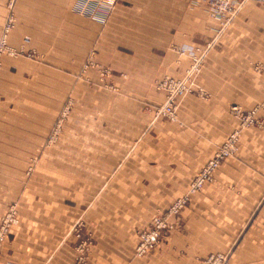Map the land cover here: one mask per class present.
<instances>
[{
    "label": "crops",
    "instance_id": "crops-1",
    "mask_svg": "<svg viewBox=\"0 0 264 264\" xmlns=\"http://www.w3.org/2000/svg\"><path fill=\"white\" fill-rule=\"evenodd\" d=\"M27 1L26 11L21 10L25 20L18 21L9 36L11 47L18 49L24 37L33 46L38 37H46V24L51 20V11H56L63 16L64 29L59 35L64 38L66 51L61 52L62 55H81L83 41L85 44L103 43L102 47L106 46L113 53L118 51L114 45L120 43L121 55H144L139 59L128 56L121 66V74L126 77L121 92L127 95L121 105L123 108H143L145 93L154 91L157 80L169 75L180 76L189 64L185 56L148 52L161 53L169 43L192 47L210 40L218 32L221 50L206 56L198 79L209 98L186 97L178 109L177 124L159 123L155 127L154 140L167 138L170 147L158 153L164 159L152 173L154 186L186 187L216 148L238 128V120L229 115V107L236 105L250 110L263 99L264 71L257 73L253 67L259 60L264 64V55L252 53L251 46L248 53L242 54V45L253 44L243 32L245 27L253 28L264 37V0L245 3L225 24L208 17L203 0H103L113 6L111 18L100 33L96 22L73 14V7L66 0L60 4L56 0ZM5 16V3L0 0V34ZM74 68V72H68L66 68L35 66L25 58L4 57L0 72V140L44 139L48 123L42 122L41 131L39 127H31L38 126L39 122L13 115L11 100L21 86H32L40 99L29 97L32 102L28 106L60 107V103L50 105L44 93H48L50 83L57 80L58 94L64 98L66 78L70 81L75 78ZM258 116L264 120V105ZM122 118L123 124L128 122ZM7 123L10 126L4 127ZM35 131L41 135H34ZM25 141L22 144L25 147H6V155H34L33 147ZM56 154L66 155L60 149L41 150V155ZM68 155L78 156L80 152ZM73 161L74 167L79 165L78 160ZM109 166L113 168L114 163L107 168ZM57 167L58 172L66 171L60 162ZM131 168L143 175L142 169ZM73 170L75 179L58 176V194L50 195L49 190L34 193V181L19 182L18 173L24 170L19 172L18 166L11 163L8 167L0 166V216L7 205L16 203L19 219L4 245L0 264H75L76 240L71 235V227L81 217L89 225L85 231L93 238L87 264H198L197 260L210 252L213 240L222 237L225 243L226 236L235 242L233 264H264V128L241 133L236 155L219 167L214 181L206 185L201 194L193 197L184 216L185 230L173 233L166 243L142 259L133 257V249L138 221L146 220V214L132 209L124 212L103 210L102 205L109 206L112 202L97 199L99 181L92 179L82 184L80 167L77 172ZM122 170L130 172L129 165ZM3 172L9 173L8 179L3 180ZM112 180L111 187L105 184L107 194L113 186L122 193L124 188L139 187L138 179ZM41 184L43 189L45 184ZM67 192L81 196L67 199ZM128 195L137 203V191ZM120 204L119 209L123 208ZM221 249H225V245L218 248Z\"/></svg>",
    "mask_w": 264,
    "mask_h": 264
},
{
    "label": "rangeland",
    "instance_id": "rangeland-1",
    "mask_svg": "<svg viewBox=\"0 0 264 264\" xmlns=\"http://www.w3.org/2000/svg\"><path fill=\"white\" fill-rule=\"evenodd\" d=\"M3 1L6 16L0 34V72L2 59L11 57V59L25 58L35 66L55 69L66 68L68 72H74V67H76V75L71 81L69 77L66 78L64 98L58 94L57 80L51 82L50 91L44 93L48 95L50 105L60 103V107H30L28 104L30 105L32 101L29 99L36 100L39 97H36L37 93L35 94L32 86L20 87L21 90L16 92V97L11 100V105L14 106L11 109L12 114L25 116L26 120L29 121L37 120L39 125L31 127H39V131L42 130V122L44 125L48 123L49 128L46 133L44 132L46 137L42 140L34 139L29 140V142L24 140L30 144L29 147H33L35 152L34 155L28 157L10 156L6 155L4 151L6 147H25L22 145L24 141L14 142L7 138L1 139L0 166L8 167L9 163L18 166L19 172L21 169L24 170L23 173H18L19 182L34 181V193L41 194L49 190L50 195L58 194V176L61 178L65 175L67 180H74L73 169H76L77 172L80 167L81 183H89L92 179L98 180L99 197L97 199L103 202H112V205L109 206L102 205L103 210L124 212L132 209L146 214V220L138 221L140 223L133 257L142 259L154 253L161 244L166 243L173 233H181L185 230L184 216L193 197L201 194L204 187L214 181L219 167L236 155L241 133L247 129L262 130L264 128V120L258 116V112L264 105V93L263 99L250 110H243L236 105L229 107V115L238 120V128L233 130L225 141L216 148L210 159L197 170L186 187H172L167 184L159 188L154 186L156 182L152 173L155 167L160 164L161 159H164L158 153L165 149L169 150L170 144L167 138L154 140L155 127L159 123L177 124V112L186 97L209 98V94L199 86L198 79L206 56L221 50L218 32L210 40L195 44L192 47H179L169 43L162 48L161 53L157 51L148 52L151 55L185 56L188 58L189 64L182 75H169L157 80L154 84V91L145 93L146 104L143 108H123L121 105L127 100V95H123L124 93L121 92L126 83L123 80L126 77L121 74V66L128 59V56L139 59L144 55H121L122 45L120 43L114 45L118 51L113 53L106 46L102 47L103 43L85 44L84 41L81 55H62L61 52L66 51L64 38L59 35V31L64 29L61 25L63 16L61 12L56 11H51V20L45 28V31L48 32L46 37L43 35L38 37L34 46L29 43L27 37H24L21 39V46L16 49L9 44V36L14 31L18 21L25 20V13H22L21 10L26 11L28 1ZM56 1L59 4L63 3V0ZM66 1L73 7V14L88 21L96 22L99 25V33L111 18L112 3H105L103 0ZM114 1L116 2V0ZM203 1L207 7L208 17L225 24L231 21L241 7L251 0H235L229 5V10L223 8L220 0ZM54 17L57 20H54ZM243 32L248 39H252L253 44L242 45V54L248 53L251 46L253 48L252 53L264 55V37L249 27H245ZM253 68L257 73L263 72L264 64L259 60ZM134 96L137 99V94L134 93ZM122 117L125 118V122L126 119L128 122L123 124L121 122ZM6 126L10 125L7 123L4 127ZM34 135H41V133L35 131ZM42 149L55 151L60 149L66 155L45 156L41 155ZM74 151L80 152V155H68L73 154ZM73 160H78L76 163L79 165L74 167ZM59 162L63 169L65 168V172H58L57 165ZM211 162L216 163V167L208 170V165ZM112 163H114V167L109 166L107 168V165ZM128 165L130 172L122 170V167ZM131 167L142 169L143 175L137 174L134 170L136 168ZM207 170V175L204 176ZM2 175L3 180L8 179L9 173L3 172ZM167 176L169 177L168 174ZM111 179L119 181L131 179L137 181L138 179L139 187L124 188L122 193L121 189L113 186V188H109L110 192L107 194L106 185L111 187L114 183L110 182ZM42 182L45 184L43 189ZM77 188L79 191V186ZM66 190L68 191V189ZM69 190L72 191L73 189L69 188ZM135 191L138 192L137 203L128 198V194H133ZM74 195L81 196L79 193L67 192L66 198L73 199ZM119 203H121L120 207L123 208L119 209ZM18 224L16 203L7 205L0 216V256L9 235ZM87 227L89 225L82 217L75 220L71 227V235L76 240L75 264H87L88 261L93 238L85 231ZM224 239L225 243L222 237L221 239L216 237L210 245L208 255L197 260V263L233 264L231 257L235 242L231 241L230 236H226ZM223 245H225V249L218 250Z\"/></svg>",
    "mask_w": 264,
    "mask_h": 264
},
{
    "label": "built area",
    "instance_id": "built-area-1",
    "mask_svg": "<svg viewBox=\"0 0 264 264\" xmlns=\"http://www.w3.org/2000/svg\"><path fill=\"white\" fill-rule=\"evenodd\" d=\"M221 1V5L223 6V8H225V9H230L229 8V5L231 4V2H235V0H227V1H223V0H220ZM219 1V2H220ZM221 153V152H220ZM216 167V163H214V162H211L209 165H208V170H212V169H214ZM208 170L206 171V173H205V175L204 176H206L207 175V172H208Z\"/></svg>",
    "mask_w": 264,
    "mask_h": 264
}]
</instances>
